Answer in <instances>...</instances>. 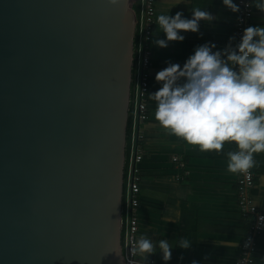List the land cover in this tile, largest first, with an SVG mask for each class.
<instances>
[{
    "label": "water",
    "instance_id": "water-1",
    "mask_svg": "<svg viewBox=\"0 0 264 264\" xmlns=\"http://www.w3.org/2000/svg\"><path fill=\"white\" fill-rule=\"evenodd\" d=\"M138 0H0V264H124Z\"/></svg>",
    "mask_w": 264,
    "mask_h": 264
},
{
    "label": "clouds",
    "instance_id": "clouds-1",
    "mask_svg": "<svg viewBox=\"0 0 264 264\" xmlns=\"http://www.w3.org/2000/svg\"><path fill=\"white\" fill-rule=\"evenodd\" d=\"M110 3L118 4L119 0ZM181 3L188 5L190 0H172L167 12L156 15L157 27L149 37L152 44L167 47L170 41H183L189 31L202 36L201 22L217 26L219 13L206 5L188 7L190 16H185L183 9L170 14L171 8ZM221 3L234 13H240L241 4L249 10L255 8L261 13V23L244 27L238 39L237 34L230 35L222 48L215 41L195 45L182 64L167 60L154 76L160 86L148 95L155 101L154 118L159 127L200 152L219 154L226 142L234 145L233 150L224 152L227 171L247 175L256 165L254 154L264 153V0ZM236 19L243 22L241 15ZM262 220L264 213L258 216V227ZM251 240L249 236L245 246ZM191 246L184 237L173 245L166 238L157 241L142 233L128 246L127 257L129 264H151L150 257L159 252L166 264L173 249ZM119 253L125 254L120 247ZM179 260H183V253ZM189 264L201 262L192 259Z\"/></svg>",
    "mask_w": 264,
    "mask_h": 264
},
{
    "label": "crops",
    "instance_id": "crops-1",
    "mask_svg": "<svg viewBox=\"0 0 264 264\" xmlns=\"http://www.w3.org/2000/svg\"><path fill=\"white\" fill-rule=\"evenodd\" d=\"M171 3L172 0H157L156 15L167 12ZM205 5L213 13H219L216 27L201 22L202 36L189 31L183 41H170L167 47L152 44L150 92L160 86L154 76L166 66L167 60L182 64L195 45L215 41L217 47L222 48L228 37L234 34L237 13L226 8L221 0H190L188 5L181 3L172 7L170 14L183 9L185 16H190L188 7ZM140 6L141 0H138L134 6L137 12L136 34ZM260 16L261 13L254 8L252 24L261 23ZM158 35L164 37L163 32ZM148 100L149 119L141 142L144 159L141 164L139 235L145 233L157 241L166 238L173 245L182 237L192 242L188 249H173L172 259L166 264H189L192 259L200 260L201 264H236L250 220L243 217L238 207V174L227 171L224 152L233 150L234 145L226 142L219 154L215 151L200 152L159 127L154 118L155 101L149 96ZM175 156L180 160L175 161ZM254 156L256 183L251 197L264 211V153ZM258 242L256 264H264V231ZM180 253H183L182 261L179 260ZM150 261L165 264L159 252L153 254Z\"/></svg>",
    "mask_w": 264,
    "mask_h": 264
},
{
    "label": "built area",
    "instance_id": "built-area-1",
    "mask_svg": "<svg viewBox=\"0 0 264 264\" xmlns=\"http://www.w3.org/2000/svg\"><path fill=\"white\" fill-rule=\"evenodd\" d=\"M157 0H141L140 22L137 30V39L134 46L133 77L131 91V139L129 155L127 160V176L124 181V204L122 210V244L124 251V264H129L127 257L128 246H130L139 235V209L141 206V164L144 159V149L142 140L145 133V124L149 119L148 92L151 85V62H152V37L155 29ZM254 8L251 10L241 4V11L237 15L243 16V22L236 19L234 33L239 38V33L244 27L252 24ZM133 80V79H132ZM255 158V156H254ZM179 161L178 156L174 157ZM184 165L183 162H180ZM238 183V207L245 219L250 220L245 238L241 244V254L236 264H256V254L258 249V237L264 231V220L260 221L258 227V216L264 213L254 203L251 197V190L256 183L255 166L249 170L247 175L240 173L237 177ZM255 205V211H252ZM251 237V244L245 246V241ZM151 264H160L150 261Z\"/></svg>",
    "mask_w": 264,
    "mask_h": 264
},
{
    "label": "trees",
    "instance_id": "trees-1",
    "mask_svg": "<svg viewBox=\"0 0 264 264\" xmlns=\"http://www.w3.org/2000/svg\"><path fill=\"white\" fill-rule=\"evenodd\" d=\"M141 7V6H140ZM139 11V8H138ZM137 39V34L135 35V41ZM134 83V77L132 80V84ZM130 139H131V114H129V118H128V126H127V142H126V157H128L129 155V146H130ZM127 160L125 161V167H124V181L126 179L127 176Z\"/></svg>",
    "mask_w": 264,
    "mask_h": 264
}]
</instances>
